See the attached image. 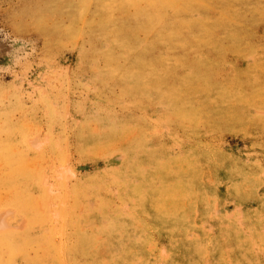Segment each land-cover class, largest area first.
I'll return each instance as SVG.
<instances>
[{
	"label": "rangeland",
	"instance_id": "obj_1",
	"mask_svg": "<svg viewBox=\"0 0 264 264\" xmlns=\"http://www.w3.org/2000/svg\"><path fill=\"white\" fill-rule=\"evenodd\" d=\"M0 264H264V0H0Z\"/></svg>",
	"mask_w": 264,
	"mask_h": 264
},
{
	"label": "bare ground",
	"instance_id": "obj_2",
	"mask_svg": "<svg viewBox=\"0 0 264 264\" xmlns=\"http://www.w3.org/2000/svg\"><path fill=\"white\" fill-rule=\"evenodd\" d=\"M64 225V224H63ZM58 229V228H57ZM65 242V241H64ZM64 246H65V244H64ZM62 248V247H61ZM61 253H62V251H60ZM65 260V259H64Z\"/></svg>",
	"mask_w": 264,
	"mask_h": 264
}]
</instances>
